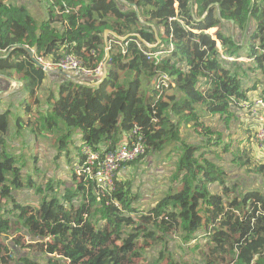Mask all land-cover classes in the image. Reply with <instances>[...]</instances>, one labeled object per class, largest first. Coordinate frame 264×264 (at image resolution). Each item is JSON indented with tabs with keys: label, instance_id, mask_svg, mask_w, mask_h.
I'll use <instances>...</instances> for the list:
<instances>
[{
	"label": "trees",
	"instance_id": "1",
	"mask_svg": "<svg viewBox=\"0 0 264 264\" xmlns=\"http://www.w3.org/2000/svg\"><path fill=\"white\" fill-rule=\"evenodd\" d=\"M47 2L39 24L0 0V76L21 83L0 98V264H264L259 126L232 132L264 101V0ZM28 50L53 61L73 54L87 71L106 63L107 76L63 78ZM164 75L173 85L162 86ZM135 128L145 154L176 155L169 186L143 208L118 174L100 193L82 155L130 143ZM52 150L76 152L63 181L40 168ZM237 172L256 179L228 183ZM176 245L186 256L171 255Z\"/></svg>",
	"mask_w": 264,
	"mask_h": 264
},
{
	"label": "rangeland",
	"instance_id": "2",
	"mask_svg": "<svg viewBox=\"0 0 264 264\" xmlns=\"http://www.w3.org/2000/svg\"><path fill=\"white\" fill-rule=\"evenodd\" d=\"M9 2H12L14 5L25 6L27 10L31 13V15L36 18V21L39 24L42 23L45 18H47V14L45 11L48 4L47 0H9ZM43 14H45L44 17L42 16ZM216 34L217 29L215 36ZM19 87L21 86L17 85L16 89L14 90H17ZM17 92H19V90ZM241 126L242 124L239 123V128ZM221 129H223L222 126ZM232 132H234L233 129ZM78 134L79 132L76 133L75 140H78ZM181 136L184 137L185 135L182 134ZM238 136L239 134L236 135L235 138H237ZM80 137H82V135H80ZM256 147L258 148V146ZM170 149L171 148L168 147L165 148L162 152H149L142 157L141 162H136V164L129 167H127V165L126 167L122 168V170L118 173V179H128L129 181H131V183H133L135 193L139 194L141 197L140 205L142 208L143 206L147 207L151 205V203L155 201L156 198H154V192L156 190H158L160 187H167L170 184L171 176L175 172L174 161L176 156L169 152ZM75 155V150L63 151L61 156L56 159L58 153L52 150V154L49 153L46 155L47 157H50V159H43L40 168L46 171L45 174H48L49 171H51L52 168L55 167L54 171L58 173L57 180L63 181L66 178L70 177L69 170L67 168L69 165L67 163V160L71 158L73 161H75ZM225 157L228 158V156ZM256 160L260 163L259 158ZM58 165L59 167H57ZM124 171H126L125 175H123ZM234 174L235 173L227 174L226 181L228 183L238 182L241 183L243 186H249L251 183H253V179H256L254 177L245 176L242 172H237L236 175ZM51 177L54 178V174H51ZM256 184L259 185V182H257ZM56 191L57 190L54 189L52 193ZM23 194L27 195L25 199H30L31 197H33V195L29 194L28 191H25ZM22 197L23 196H21L20 198ZM158 253V250L154 251L153 253H147L146 260H153V262H155L158 259ZM171 255L174 258L186 256L183 250L178 248V245L172 246ZM161 264H167V261L165 260L161 262Z\"/></svg>",
	"mask_w": 264,
	"mask_h": 264
},
{
	"label": "built area",
	"instance_id": "3",
	"mask_svg": "<svg viewBox=\"0 0 264 264\" xmlns=\"http://www.w3.org/2000/svg\"><path fill=\"white\" fill-rule=\"evenodd\" d=\"M148 60L155 59L156 64L159 63V55L147 53ZM36 66L45 72L50 71H63L65 73L82 72L86 77H96L99 80L107 72V64L101 63L100 66L94 71H87L83 69L82 63L73 55L68 54L57 61L47 59L44 56L34 54ZM109 58V55H107ZM162 86L169 87L172 83L171 79L164 75L161 77ZM173 85V83H172ZM2 91L0 90V97ZM250 113L257 117L261 122L256 135V142L258 146L259 161L264 163V101L258 100L252 106ZM139 128H135L130 136L133 137L132 141L122 143L114 151L107 154H101L94 151L89 146L82 148V155L84 156V168L91 178L96 181L97 188L100 193L112 191L116 186V176L120 171L123 163L133 162L146 152L145 141L142 137L138 136ZM78 174H81V169L77 167Z\"/></svg>",
	"mask_w": 264,
	"mask_h": 264
},
{
	"label": "crops",
	"instance_id": "4",
	"mask_svg": "<svg viewBox=\"0 0 264 264\" xmlns=\"http://www.w3.org/2000/svg\"><path fill=\"white\" fill-rule=\"evenodd\" d=\"M42 16L44 17L45 14H43ZM234 60H236V61L242 60V61L251 62V60H247V59H234ZM51 78L54 79L55 77L54 76H51ZM17 85L21 86V84H18L15 81H11L8 78H6L5 76H0V90L2 91V95H1L0 98H3L4 99V98H7V97H10L14 93H16L18 90L20 91V88L21 87H19L17 90H14V89H16ZM245 112H246V110H245ZM249 114H251V113H249ZM242 115L244 116V114H242ZM252 117H253V119L251 117L246 116V115L244 117H242L241 118V121H238L237 123H234L232 125L233 131H236V129H238L239 123L242 124V126L244 125V127H246V126L254 127V124H257L259 126V128H260L261 125H262L261 122H260V120L257 117H255L254 115H252ZM221 125H222V123H221ZM222 128H223V126H222ZM259 128H258V130H259ZM257 151H258L257 155L259 157L261 155V153H259L258 148H257ZM160 189H161V187L158 190H156V191H159Z\"/></svg>",
	"mask_w": 264,
	"mask_h": 264
},
{
	"label": "water",
	"instance_id": "5",
	"mask_svg": "<svg viewBox=\"0 0 264 264\" xmlns=\"http://www.w3.org/2000/svg\"><path fill=\"white\" fill-rule=\"evenodd\" d=\"M132 6L135 8L136 12L139 13V10H138L137 6L136 5H132ZM106 33H109V31H107ZM215 39H216V37H215ZM28 51H29L32 59H34V61H35V57H34L33 51H31V50H28ZM50 73L59 75L60 77H63V78H73V75H75V74H68V73H65L63 71H50ZM78 74H81V73H78ZM106 76H107V72L103 75L102 79H100V80L98 78H96V77H92V78L89 77L88 80L91 81V82L92 81L95 82V83H93V85H96L97 83L105 80ZM17 83L21 84L19 82H17Z\"/></svg>",
	"mask_w": 264,
	"mask_h": 264
},
{
	"label": "clouds",
	"instance_id": "6",
	"mask_svg": "<svg viewBox=\"0 0 264 264\" xmlns=\"http://www.w3.org/2000/svg\"><path fill=\"white\" fill-rule=\"evenodd\" d=\"M34 53V52H33ZM35 54V53H34ZM48 73H50V72H48Z\"/></svg>",
	"mask_w": 264,
	"mask_h": 264
}]
</instances>
